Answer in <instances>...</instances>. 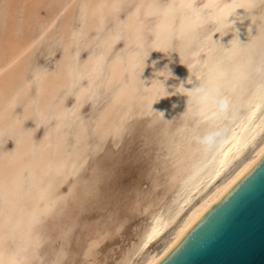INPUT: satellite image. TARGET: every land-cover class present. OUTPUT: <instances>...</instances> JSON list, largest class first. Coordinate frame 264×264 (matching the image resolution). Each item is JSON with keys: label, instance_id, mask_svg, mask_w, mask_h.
Instances as JSON below:
<instances>
[{"label": "bare ground", "instance_id": "6f19581e", "mask_svg": "<svg viewBox=\"0 0 264 264\" xmlns=\"http://www.w3.org/2000/svg\"><path fill=\"white\" fill-rule=\"evenodd\" d=\"M263 154L264 0H0V264H157Z\"/></svg>", "mask_w": 264, "mask_h": 264}, {"label": "water", "instance_id": "95a60500", "mask_svg": "<svg viewBox=\"0 0 264 264\" xmlns=\"http://www.w3.org/2000/svg\"><path fill=\"white\" fill-rule=\"evenodd\" d=\"M157 264H264V154Z\"/></svg>", "mask_w": 264, "mask_h": 264}, {"label": "rangeland", "instance_id": "374dc122", "mask_svg": "<svg viewBox=\"0 0 264 264\" xmlns=\"http://www.w3.org/2000/svg\"><path fill=\"white\" fill-rule=\"evenodd\" d=\"M85 53H86V52H84V54H85ZM84 54H83V55H84ZM19 109H21V108H19ZM19 109H18V111H20ZM20 112H21V111H20ZM39 136H40V133L38 134V137H39ZM39 138H41V136H40ZM8 144H9V145H12V144H13V142H12V141H10Z\"/></svg>", "mask_w": 264, "mask_h": 264}]
</instances>
